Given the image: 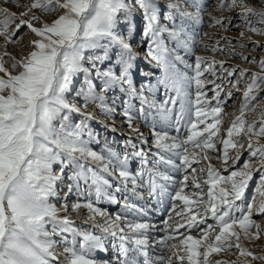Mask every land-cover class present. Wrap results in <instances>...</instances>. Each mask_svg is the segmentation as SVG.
Wrapping results in <instances>:
<instances>
[{"label": "snow or ice", "instance_id": "snow-or-ice-1", "mask_svg": "<svg viewBox=\"0 0 264 264\" xmlns=\"http://www.w3.org/2000/svg\"><path fill=\"white\" fill-rule=\"evenodd\" d=\"M210 6L207 0H0V264H97L93 253L109 245L115 256L103 264H141V258L142 264H264V248L253 247L264 240V219H254L264 217V56L257 61L243 51L249 42L264 48L248 35L264 36V0ZM233 18L241 21L235 42L197 30L207 19L209 28L226 31ZM137 31L145 58L159 70L154 80L137 67L129 42ZM225 83L240 93L235 112H225L233 97ZM117 90L109 103L107 93ZM118 101L130 130L124 148L104 139L95 151L101 134L89 123L95 112L86 109L93 105L112 117ZM137 119L150 128L151 144L134 126ZM101 201L119 204L121 212L110 214ZM82 210L91 228L72 218ZM153 211L168 213L158 239L151 235L158 227L150 222ZM153 246L168 255H151ZM226 253L235 259L217 258Z\"/></svg>", "mask_w": 264, "mask_h": 264}, {"label": "rangeland", "instance_id": "rangeland-1", "mask_svg": "<svg viewBox=\"0 0 264 264\" xmlns=\"http://www.w3.org/2000/svg\"><path fill=\"white\" fill-rule=\"evenodd\" d=\"M165 0H161V3H164ZM214 2V0H207V3L209 4V7L207 8V11H212L211 9V4ZM253 2L255 3L256 0H253ZM219 14V13H216ZM227 15V13H225ZM136 24H137V28L142 30V22H141V16L139 13H137L136 15ZM241 24V21L239 18H233L232 20V26L229 27L226 31L222 28H209L208 27V21L207 19H205V22L203 25L197 26V30L200 33H204V32H208L210 34H215L212 35V40H216L218 39L220 36H228L229 38L233 39V42H235V40L238 38V33L240 31V28L238 27V25ZM249 36H251L253 41H258L262 44H264V36L260 35V34H254V33H248ZM199 38V37H198ZM27 39V37H26ZM129 42L132 45V48L138 53V59L136 61L137 67L138 69H143V71L147 74V73H152L154 74L152 76V79L154 80L156 76L159 75V70L157 68H155L154 66L150 65L147 61V59L145 58V52H146V43L145 44H141V36L139 34V31L134 32L130 37H129ZM12 49L9 48V51H11ZM26 50V49H25ZM244 53L246 55H248L250 58L254 57L257 61L259 60L260 57L264 56V48L258 47V46H254L252 43H248V46L243 50ZM197 52L199 53H203V54H210V53H205L204 50L202 48H197ZM181 55L184 56V59L188 62H192V57L189 54H185L183 52H181ZM217 59H223L226 61L227 64L230 65H238L241 68H248L252 71H258V67L256 66L255 63H247L244 62L242 59L240 58H234L232 56H226V55H218ZM108 65L105 64L104 67H107ZM179 67H183V65H178ZM137 86H139V73L137 72ZM210 78V77H209ZM83 80V76L81 75L80 77L77 78L76 81V88L78 89L80 87V84ZM241 87H243V84L241 85ZM225 88V93H227L228 91H231L233 93V97L231 100H229L227 102V105L225 107V112H235L238 109L239 106V99H240V93L235 89V88H231L229 85H227V83H225L224 85ZM75 95V90H73L70 94H68V99L71 101L73 96ZM120 95L119 90H117L115 93L112 91H109L107 93V98L109 103H111L112 99L114 98V96H118ZM211 95V93L209 94ZM159 99H163V89L160 90V93L158 95ZM260 102L264 103V96H261L260 98ZM80 103L82 104V101H80ZM119 105V101L117 102V110L114 116L112 117H108L105 115V113L101 112L98 108H95V106L93 105H89L88 108L86 110L88 111H94L95 112V119L93 121H90V126L93 128V130L97 133L101 134V144H92L91 147L93 148V150L95 151H100L103 141L104 139H107L109 145L111 147H113L115 150L117 151H121L124 148V143L123 141L128 137V135L130 134V130L128 129V126L126 123H124V118L123 116L120 114L122 112V109L118 106ZM248 118L252 119L254 118V114L252 113H248ZM81 119V117L78 114H74L72 117V122L73 123H77L79 122V120ZM104 123L113 125L116 129V131H105L103 125ZM57 126H59V124H57ZM135 127H138L140 129L141 132H143L145 134V136L148 138L149 144H151V136H150V128L144 124V122L140 119L136 120V123L134 125ZM228 126V121L226 120L223 128H227ZM172 135H176V132L173 130ZM245 146L247 145V141H244ZM145 149L147 150V145L144 146ZM152 151H155V149H152ZM248 157L247 152H245L243 154L242 159L239 161V164H243L244 159ZM215 163V161H214ZM139 167V161H136L135 163L130 164V168L132 170H136ZM224 175H227V172H223ZM259 180V173H255L254 174V180L252 182H250L249 188L247 189L246 192V197L247 199L251 200L252 195L254 193V190L256 188V181ZM146 195V193H145ZM60 200V202H63L64 200V195H63V190L60 192V196L58 198ZM76 199V195L73 194L72 196H70L68 198V203L71 204L74 200ZM52 203H57V198H53L51 200ZM153 203V207H155L154 202ZM57 206L59 207V204H57ZM99 207L106 209L110 214L115 215L117 213L121 212V206L119 204H109L107 201H101L98 205ZM62 215L64 213H61ZM168 215L167 212H161V213H156V212H150V216L152 217L151 219V223L156 224L158 227L157 229L152 232V237L155 239L159 238V235H161L162 233H160V227H161V221L166 218ZM72 218L75 220V223L77 226L88 229L91 228V221H88V213L87 210H82L80 213H72ZM100 218L98 217L97 220H99ZM254 219H256L258 222L262 219H264V217H261L259 215L255 216ZM85 221H88L87 223ZM209 223H213V221L211 219L208 220ZM50 230V229H49ZM192 235L196 236L197 233L196 232H192ZM57 240H60L61 237H55ZM70 238V237H69ZM255 251H260L262 248H264V240H259L255 242V245L253 246ZM63 250V245H61L57 251H62ZM151 255L155 256V255H168V253L162 252L160 248H157L155 246H153V251L150 253ZM115 256V249L111 248V246L109 245V250L107 252H103V251H97L95 253H93V258L96 259L97 264H103V261L105 260H112ZM224 258V259H235L234 255L231 254H221V256H218L217 258ZM141 264H142V258H141ZM258 264V262H257Z\"/></svg>", "mask_w": 264, "mask_h": 264}]
</instances>
